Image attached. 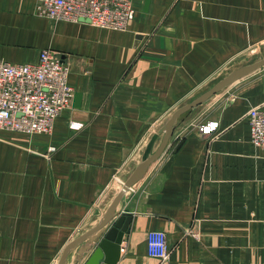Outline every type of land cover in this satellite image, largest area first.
<instances>
[{"label": "crops", "instance_id": "1", "mask_svg": "<svg viewBox=\"0 0 264 264\" xmlns=\"http://www.w3.org/2000/svg\"><path fill=\"white\" fill-rule=\"evenodd\" d=\"M133 2L135 20L112 31L49 21L33 0H0V60L35 64L53 49L74 89L51 135L0 133V264H58L100 223L169 117L264 56V0ZM255 107L264 109V68L179 118L116 210V219L133 217L118 264H264V149L252 146L248 122ZM210 123L215 131H201ZM157 230L167 235L166 261L148 255ZM95 237L66 264H85Z\"/></svg>", "mask_w": 264, "mask_h": 264}, {"label": "built area", "instance_id": "2", "mask_svg": "<svg viewBox=\"0 0 264 264\" xmlns=\"http://www.w3.org/2000/svg\"><path fill=\"white\" fill-rule=\"evenodd\" d=\"M33 1L37 15L55 23L86 22L102 30L126 31L136 17L133 0ZM69 76L70 66L59 52L50 48L40 52L35 64L0 60V133L51 135L56 120L73 98ZM248 122L252 146L264 149V109L252 108ZM217 126L218 123H210L201 131L210 133ZM147 250L149 257L166 261L169 258L166 233L149 232Z\"/></svg>", "mask_w": 264, "mask_h": 264}, {"label": "water", "instance_id": "3", "mask_svg": "<svg viewBox=\"0 0 264 264\" xmlns=\"http://www.w3.org/2000/svg\"><path fill=\"white\" fill-rule=\"evenodd\" d=\"M262 68H264V56L248 65L242 66L230 72L226 77L220 79L210 90L176 110L164 123V125H162L158 132L153 135L142 156L140 164L123 184L121 190L107 209L100 223L89 231L84 232L80 237L70 243L64 249L58 264H66L68 255L73 250L77 249L81 244H84L95 236L96 248L90 259L85 264H118L121 259V246L125 235L129 234L131 231L130 226L133 221V217L121 215L116 219V210L126 193L145 177L150 166L164 153L179 118L192 109L204 104L213 96L223 92L235 82ZM161 135H163V140L157 151L152 153L153 147Z\"/></svg>", "mask_w": 264, "mask_h": 264}, {"label": "rangeland", "instance_id": "4", "mask_svg": "<svg viewBox=\"0 0 264 264\" xmlns=\"http://www.w3.org/2000/svg\"><path fill=\"white\" fill-rule=\"evenodd\" d=\"M252 53V52H251ZM253 54V53H252ZM259 59V57L257 58V60ZM256 61V60H255Z\"/></svg>", "mask_w": 264, "mask_h": 264}]
</instances>
